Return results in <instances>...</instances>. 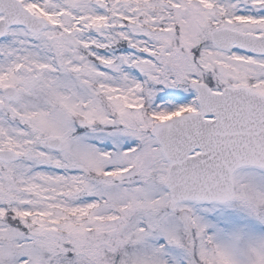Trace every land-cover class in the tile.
I'll return each mask as SVG.
<instances>
[{"label":"snow or ice","instance_id":"6c2138e0","mask_svg":"<svg viewBox=\"0 0 264 264\" xmlns=\"http://www.w3.org/2000/svg\"><path fill=\"white\" fill-rule=\"evenodd\" d=\"M0 264H264V0H0Z\"/></svg>","mask_w":264,"mask_h":264}]
</instances>
